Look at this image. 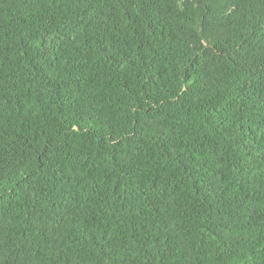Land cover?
Returning <instances> with one entry per match:
<instances>
[{
    "label": "trees",
    "instance_id": "obj_1",
    "mask_svg": "<svg viewBox=\"0 0 264 264\" xmlns=\"http://www.w3.org/2000/svg\"><path fill=\"white\" fill-rule=\"evenodd\" d=\"M0 264H264V0H0Z\"/></svg>",
    "mask_w": 264,
    "mask_h": 264
}]
</instances>
